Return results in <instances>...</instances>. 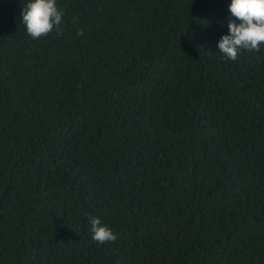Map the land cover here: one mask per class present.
Wrapping results in <instances>:
<instances>
[{
	"label": "trees",
	"instance_id": "trees-1",
	"mask_svg": "<svg viewBox=\"0 0 264 264\" xmlns=\"http://www.w3.org/2000/svg\"><path fill=\"white\" fill-rule=\"evenodd\" d=\"M28 2L0 0V264H264V47L219 52L231 0H56L36 40Z\"/></svg>",
	"mask_w": 264,
	"mask_h": 264
},
{
	"label": "clouds",
	"instance_id": "clouds-1",
	"mask_svg": "<svg viewBox=\"0 0 264 264\" xmlns=\"http://www.w3.org/2000/svg\"><path fill=\"white\" fill-rule=\"evenodd\" d=\"M228 11V34L218 41L219 52L230 61L238 60L243 52H260L264 47V0H231ZM20 15L28 35L36 40L54 30L59 33L65 13L57 8L56 0H30ZM77 35L82 36L83 30ZM90 224L93 241H116L117 236L98 217H92Z\"/></svg>",
	"mask_w": 264,
	"mask_h": 264
}]
</instances>
